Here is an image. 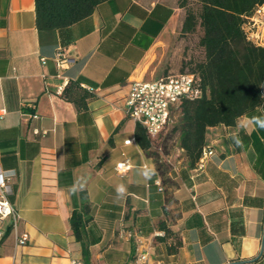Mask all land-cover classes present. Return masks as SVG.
<instances>
[{
  "label": "crops",
  "instance_id": "0c3cea01",
  "mask_svg": "<svg viewBox=\"0 0 264 264\" xmlns=\"http://www.w3.org/2000/svg\"><path fill=\"white\" fill-rule=\"evenodd\" d=\"M184 17L178 0H105L69 26L37 30L34 0H0V168L14 172L7 199L19 215L2 224L0 264H264V129L238 127L264 108L208 127L202 168L179 145L180 117L145 151L125 114L130 81L184 71ZM57 50L69 62L57 65ZM69 81L93 91L87 108L64 98ZM144 166L155 169L149 180ZM81 191L86 256L69 223ZM159 221L172 235L157 234Z\"/></svg>",
  "mask_w": 264,
  "mask_h": 264
},
{
  "label": "trees",
  "instance_id": "16d2710c",
  "mask_svg": "<svg viewBox=\"0 0 264 264\" xmlns=\"http://www.w3.org/2000/svg\"><path fill=\"white\" fill-rule=\"evenodd\" d=\"M103 1L34 0L35 26L37 30L69 26L90 15ZM195 1L199 4L196 9L189 5V0H178L185 9L180 34L194 32L199 26L198 45L203 50V59L188 70L196 75L201 94L181 101L177 127L179 145L190 166L197 164L208 127L234 125L236 119L246 112L258 106L264 108V46L247 40L242 29L245 16L264 4V0ZM62 95L77 109L87 108L88 100L94 97L92 90L82 88L76 81H69ZM134 138L142 149L148 150L151 139L139 124L135 125ZM80 199L81 205L71 212L69 223L86 256L88 248L84 229L92 216L85 191L80 192ZM158 227L164 231L165 237L172 235L163 221L158 222Z\"/></svg>",
  "mask_w": 264,
  "mask_h": 264
},
{
  "label": "built area",
  "instance_id": "2783aa9c",
  "mask_svg": "<svg viewBox=\"0 0 264 264\" xmlns=\"http://www.w3.org/2000/svg\"><path fill=\"white\" fill-rule=\"evenodd\" d=\"M242 29L247 40L255 45L264 46V4L258 5L252 14L245 16ZM53 59L59 66L69 62V58L61 50L55 51ZM200 94L198 79L188 70L166 73L151 81L132 80L128 83L125 114L136 124L141 125L146 135L152 140L160 134L171 132L175 120L181 115L180 103L183 99H194ZM29 105L33 107L32 103ZM31 116L37 117V114L33 112ZM128 140L131 141L127 139L124 142ZM212 153L211 149L203 146L197 160V167L202 168ZM130 167L131 163L127 157L117 161L114 166L119 174H124ZM13 175V171L0 168V239L4 235L2 228L4 220L9 218L10 225L15 227L19 218L16 209L7 199L11 191L10 179ZM163 233L164 231L161 230L157 234ZM28 238L27 232L19 233L16 237L17 244L24 245ZM72 263L80 264L77 261Z\"/></svg>",
  "mask_w": 264,
  "mask_h": 264
},
{
  "label": "rangeland",
  "instance_id": "374dc122",
  "mask_svg": "<svg viewBox=\"0 0 264 264\" xmlns=\"http://www.w3.org/2000/svg\"><path fill=\"white\" fill-rule=\"evenodd\" d=\"M189 5L194 9L198 8L199 4L195 0H189ZM201 34V29L199 26L196 27L194 32L187 34H177V39H182L185 41V51H186V62L184 64L183 70H191L194 64L203 59V50L198 45V38Z\"/></svg>",
  "mask_w": 264,
  "mask_h": 264
},
{
  "label": "clouds",
  "instance_id": "9594fccd",
  "mask_svg": "<svg viewBox=\"0 0 264 264\" xmlns=\"http://www.w3.org/2000/svg\"><path fill=\"white\" fill-rule=\"evenodd\" d=\"M253 126L259 129H264V116H252L251 118H246L238 123V127L244 128L245 130ZM126 143H131V141L128 140ZM235 143L237 146L242 145V141H240L238 138L235 139ZM142 175L146 180H149L153 175H155V169L144 166ZM73 191H76L75 187L73 188ZM116 191L118 197H123L126 193V188L124 185H120L117 187Z\"/></svg>",
  "mask_w": 264,
  "mask_h": 264
},
{
  "label": "water",
  "instance_id": "95a60500",
  "mask_svg": "<svg viewBox=\"0 0 264 264\" xmlns=\"http://www.w3.org/2000/svg\"><path fill=\"white\" fill-rule=\"evenodd\" d=\"M249 260L243 261V262H248Z\"/></svg>",
  "mask_w": 264,
  "mask_h": 264
}]
</instances>
